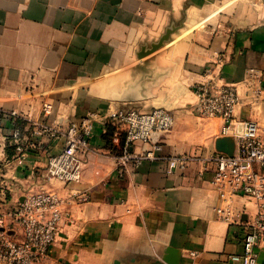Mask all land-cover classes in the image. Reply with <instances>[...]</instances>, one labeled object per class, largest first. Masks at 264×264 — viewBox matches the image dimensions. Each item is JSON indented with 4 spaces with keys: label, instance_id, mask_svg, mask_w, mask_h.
Wrapping results in <instances>:
<instances>
[{
    "label": "crops",
    "instance_id": "1",
    "mask_svg": "<svg viewBox=\"0 0 264 264\" xmlns=\"http://www.w3.org/2000/svg\"><path fill=\"white\" fill-rule=\"evenodd\" d=\"M209 81L238 95L226 135L220 117L200 110L196 87ZM259 85L264 0H0V108L10 114L0 123V211L29 188L55 192L65 216L50 256L36 264H240L230 258L242 251L240 228L216 217L212 158L216 139L230 136L235 147L248 119L264 145ZM130 107L166 108L174 123L132 143L130 152L151 157L120 173L106 115ZM89 112L99 117L78 153L80 179H44L68 125ZM227 202L254 210L241 195ZM11 232L22 237L19 226Z\"/></svg>",
    "mask_w": 264,
    "mask_h": 264
},
{
    "label": "built area",
    "instance_id": "2",
    "mask_svg": "<svg viewBox=\"0 0 264 264\" xmlns=\"http://www.w3.org/2000/svg\"><path fill=\"white\" fill-rule=\"evenodd\" d=\"M257 78L260 74L254 73ZM201 113L206 117H220L223 121L220 133L226 135L233 129V111L238 95L231 85L217 86L209 81L196 87ZM255 92L264 94V86ZM51 103L43 106V112L50 114ZM10 116L0 108V123L4 116ZM99 114L89 112L71 122L64 133L63 147L48 157L43 172L46 180L56 178L64 182L77 181L81 177V163L78 153L88 149L95 120ZM106 118L114 131L112 140L120 146L116 157L120 173L132 159L138 163L150 158L146 151L135 155L130 145L146 143L154 131L167 130L173 126L174 117L166 108L156 107L148 111L133 107L109 110ZM20 130L15 128L12 136L16 149L23 154L28 145L20 143ZM215 168L211 183L219 191L220 203L216 206V217L240 228L242 251L230 258L240 264H257V248L264 247V145L260 140L257 122L248 119L243 122L242 131L235 135V149L232 155L216 152L212 158ZM175 160H171L173 166ZM241 195L254 204L253 212L231 207L228 197ZM60 201L55 192L44 187L29 188L22 198L7 211H0V264H36L50 256V249L64 218ZM19 226L21 238H15L11 230Z\"/></svg>",
    "mask_w": 264,
    "mask_h": 264
},
{
    "label": "water",
    "instance_id": "3",
    "mask_svg": "<svg viewBox=\"0 0 264 264\" xmlns=\"http://www.w3.org/2000/svg\"><path fill=\"white\" fill-rule=\"evenodd\" d=\"M215 147L217 151L224 152L228 155H232L235 149L234 141L230 136L218 137L215 142Z\"/></svg>",
    "mask_w": 264,
    "mask_h": 264
},
{
    "label": "rangeland",
    "instance_id": "4",
    "mask_svg": "<svg viewBox=\"0 0 264 264\" xmlns=\"http://www.w3.org/2000/svg\"><path fill=\"white\" fill-rule=\"evenodd\" d=\"M18 151V150H17ZM19 152V151H18ZM25 152H26V150H25Z\"/></svg>",
    "mask_w": 264,
    "mask_h": 264
}]
</instances>
